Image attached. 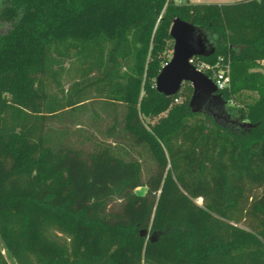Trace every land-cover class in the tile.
Returning <instances> with one entry per match:
<instances>
[{
	"label": "trees",
	"instance_id": "1",
	"mask_svg": "<svg viewBox=\"0 0 264 264\" xmlns=\"http://www.w3.org/2000/svg\"><path fill=\"white\" fill-rule=\"evenodd\" d=\"M176 18L215 44L200 60L221 54L229 66L223 106L194 113L176 103L180 92L157 91ZM0 25V238L10 257L264 264V73L253 71L264 61V0H0ZM144 161L157 169L146 182Z\"/></svg>",
	"mask_w": 264,
	"mask_h": 264
},
{
	"label": "water",
	"instance_id": "2",
	"mask_svg": "<svg viewBox=\"0 0 264 264\" xmlns=\"http://www.w3.org/2000/svg\"><path fill=\"white\" fill-rule=\"evenodd\" d=\"M170 34L174 41L173 56L156 78L157 91L172 97L187 83L194 90L190 102L194 113H205L213 107L223 106L214 81L190 62L193 58L209 57L215 53L212 39L202 28L179 18L173 20Z\"/></svg>",
	"mask_w": 264,
	"mask_h": 264
},
{
	"label": "rangeland",
	"instance_id": "3",
	"mask_svg": "<svg viewBox=\"0 0 264 264\" xmlns=\"http://www.w3.org/2000/svg\"><path fill=\"white\" fill-rule=\"evenodd\" d=\"M186 0H176V2L178 4L180 3H184ZM195 3H218V2H223V3H232V0H192ZM236 0H233V2ZM7 26H1L0 25V34L5 33L8 31ZM173 56V55H172ZM222 55L218 54L215 60H212L210 62H206V61H202V60H198V64L202 65V64H208L211 68H212V76H216L218 75L220 72H224L228 77H229V86L231 84V72L230 70H227V68H224L225 66L221 64V60H222ZM254 72H262L264 73V64L262 62V66L260 68L254 69ZM193 87L190 84L185 83L184 86L182 87L181 91H180V96L178 97L176 103L178 104H182V103H190L191 99H192V95H193ZM244 95L242 96V99H246L247 101H252L258 98L257 94L253 93V92H244ZM230 106H237L238 103H234L232 101L229 102ZM102 138V137H101ZM132 156L134 158H138L136 152H132ZM144 163V173H143V177H144V181L146 182L149 177L152 174H155L157 169L156 167L151 163V162H143ZM136 193L138 194H146L147 193V188L145 187H141L138 188L136 190ZM199 204H202V200L198 201ZM119 203H115L114 205H118ZM0 247L2 248V257H3V264H21L19 261H17L16 259H13L12 257H10V255L7 253L6 249L4 248V245L1 241L0 238Z\"/></svg>",
	"mask_w": 264,
	"mask_h": 264
},
{
	"label": "built area",
	"instance_id": "4",
	"mask_svg": "<svg viewBox=\"0 0 264 264\" xmlns=\"http://www.w3.org/2000/svg\"><path fill=\"white\" fill-rule=\"evenodd\" d=\"M198 60L200 59L193 58L190 62L202 73L206 75L209 74L207 76H209L214 81V83L216 84L219 90H224L227 87H229V84H228L230 83L229 77L224 72H220L218 75L212 76V72H211L212 68L208 64H205V63L202 65H199ZM227 70H229V66H227Z\"/></svg>",
	"mask_w": 264,
	"mask_h": 264
},
{
	"label": "crops",
	"instance_id": "5",
	"mask_svg": "<svg viewBox=\"0 0 264 264\" xmlns=\"http://www.w3.org/2000/svg\"><path fill=\"white\" fill-rule=\"evenodd\" d=\"M191 3H195V2H193L192 0H189ZM239 1H241V0H236V1H234L233 2V0H232V3H236V2H239ZM196 4H219V5H221V4H229V3H223V2H218V3H196ZM263 64H264V61H263Z\"/></svg>",
	"mask_w": 264,
	"mask_h": 264
}]
</instances>
